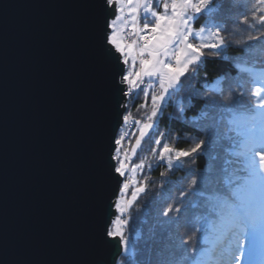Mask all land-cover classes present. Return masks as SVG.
<instances>
[{
  "label": "water",
  "instance_id": "1",
  "mask_svg": "<svg viewBox=\"0 0 264 264\" xmlns=\"http://www.w3.org/2000/svg\"><path fill=\"white\" fill-rule=\"evenodd\" d=\"M98 3L0 0V264L123 255L98 243L114 218L109 156L126 102L97 44Z\"/></svg>",
  "mask_w": 264,
  "mask_h": 264
},
{
  "label": "snow or ice",
  "instance_id": "2",
  "mask_svg": "<svg viewBox=\"0 0 264 264\" xmlns=\"http://www.w3.org/2000/svg\"><path fill=\"white\" fill-rule=\"evenodd\" d=\"M122 5L127 8L126 13ZM242 6L250 15L242 14L239 25L246 26V29L258 25L264 29V0H250ZM98 7L103 15L98 23L97 44L102 57L111 66L117 91L127 98L140 89L145 101L138 105L141 109L148 108L147 100L151 95L150 112L143 121H135L139 131L135 144L131 146L132 154H135L141 142L158 131V118L169 97L181 88L184 80L198 72L206 56L217 57L227 46L223 35L227 28L214 22L220 7L218 0H161V10L154 6L153 0H99ZM108 9H114V13H109ZM141 10L145 14L143 18ZM202 17L204 25L197 28L196 22ZM260 38L261 35L250 33L247 40ZM235 43L245 42L236 40ZM246 64L247 61L235 64L241 73L246 74L237 84L240 92L229 89L228 94H224L218 81L211 93H204V103L224 114L222 130L214 133L215 142L219 144L222 139L231 142L225 149L231 159L225 163L233 167L220 169V173L227 174L223 177L222 188L218 186L221 181L213 183L209 176L201 177V171H213L206 163L203 169L191 174L187 188L179 190L178 197H173L175 203H167V196L161 197L165 202L161 214L168 218L162 221L165 225L179 220L185 210L184 201L192 194L203 197L204 214L197 219L196 230L177 245L182 249L181 259L162 255L156 264H183L189 255L195 257L190 264H264V67L255 69ZM146 79L151 83L141 88ZM157 85L158 90H155ZM216 94H219V100ZM246 94L247 103L243 101ZM119 107L125 109L122 119L127 124L131 119V113H127L128 105ZM164 136L161 132L154 139L155 147L151 151L158 161L166 162L168 170H175L177 166L183 168L186 164L190 166L200 156L208 155L205 146L211 142L206 136L186 148L174 147ZM124 139L122 134L113 136L115 148L109 159L113 162L112 178L117 182L118 193L113 204L114 218L101 229L98 243L103 247L115 240L121 253L127 255L130 251V240L125 233L130 222L128 209L146 192L147 185L143 181L137 182L131 198H127L130 181L125 177L129 154L123 148ZM210 159L217 157L212 155ZM143 167L142 160L133 166L132 171ZM165 174L162 172L161 176ZM201 184L209 186L210 190L197 191ZM177 227H180L178 223ZM197 232L204 233L205 246L199 251L194 244ZM112 264H123V261H113Z\"/></svg>",
  "mask_w": 264,
  "mask_h": 264
},
{
  "label": "trees",
  "instance_id": "3",
  "mask_svg": "<svg viewBox=\"0 0 264 264\" xmlns=\"http://www.w3.org/2000/svg\"><path fill=\"white\" fill-rule=\"evenodd\" d=\"M153 2L154 6L161 10L159 8L161 0H153ZM246 2H250V0H218L220 7L214 16V22L226 26L227 31L223 35L226 37L227 46L220 50V55L217 57L206 56L205 63L200 65L198 72L184 80L181 88L169 97L167 103L162 107L158 118V131L155 132V135L151 138L146 137L141 142V147L135 154H132L131 146L135 144V137L138 136L136 126L126 134L124 140L130 147L128 172L134 165L140 164L142 160L144 162L143 169H137L133 178L129 172L130 187L127 198H130L137 182L143 181L147 188L146 192L141 194L128 209L130 222L125 233L130 240L131 254L122 255L118 259V261H123V264H156L162 255H171V258L175 260L181 259L182 249L177 245L182 238L192 234L198 227L197 219L204 214L203 197L196 194L189 195L184 201L185 210L180 214L179 220L167 225L162 223L168 218L161 214L162 208L165 206L161 197L167 196V203H175L173 197H178L179 190L187 188L191 174L203 169L206 163L212 166L213 171L211 173L201 171V177L207 175L213 183L221 181L218 186L222 188L223 177L227 174L220 173V169L233 167V165L225 163L231 159L225 151L231 142L227 139H222L219 144L215 142L214 133L222 130V115L224 114L204 103V93H211L218 81L224 94H228L229 89H234L237 93L240 92L241 89L237 87V84L246 74L241 73L235 67L238 61H247L246 66L255 69L264 67V35H262L264 29L258 25L246 29V26L238 23L242 14L250 15V12L242 6ZM203 25L204 18L202 17L195 26L198 28ZM250 33L261 35V38L248 41L247 37ZM236 40H243L245 43L236 44ZM145 85L146 81L141 85V88H144ZM244 90L246 92L247 85ZM216 99H220L219 94H216ZM243 101L248 102L247 94L243 97ZM144 102L143 92L139 90L137 100L130 102L127 107L131 113L129 122L136 124V120H144L146 113L151 109V95L147 100L148 108H139L138 105ZM161 132L165 134L164 139L177 148L189 147L195 140L206 136L211 142L205 146L208 155L200 156L197 162L190 166L186 164L183 168L177 166L175 170H168L166 162L158 161L151 151L155 147L154 139ZM212 155H215L217 159L211 160L210 156ZM162 172L166 174L161 176ZM208 190H210L209 186L204 184L197 188V191ZM177 223L180 227H177ZM203 237V232H197V239L194 242L197 251L204 247L201 242ZM194 258L189 255L183 264H190Z\"/></svg>",
  "mask_w": 264,
  "mask_h": 264
},
{
  "label": "rangeland",
  "instance_id": "4",
  "mask_svg": "<svg viewBox=\"0 0 264 264\" xmlns=\"http://www.w3.org/2000/svg\"><path fill=\"white\" fill-rule=\"evenodd\" d=\"M122 7H125V6L122 5ZM126 11H127V8L125 7V13H126ZM122 15H124V13H122ZM140 15H141L142 18H143L144 15H145V14L143 13L142 10H141ZM149 19H150V17H149ZM141 22H143V19H142ZM137 66H138V65H137ZM145 81H146V85H145V87H148V85L151 83V81H148L147 79H146ZM139 90H140V89L135 90V91L133 92V94H132L130 97H127V98H126V102H125V104H127L128 107H129V103H130V102H133L134 100H137V98H138V96H139ZM155 90H158V85H157V88H156ZM128 110H129V109H127V113H129ZM125 114H126V113H125ZM130 124H131V125H130ZM135 126H136V130L138 131V127H137V125L134 124L133 122H130L129 124H128V123H127V124L124 123L123 127H121V129L119 130V133H118V134H122V135H124V133H126V132H127V133H130L131 130H133V129L135 128ZM138 135H139V131H138ZM125 136H127V135L125 134L124 137H125ZM122 144H123V148H124V149H127L128 154H129V157H130V153H129V149H130V147L128 146V143H125V140H124V141L122 142ZM120 155H121V157H123L124 152L121 151ZM128 165L130 166V160H128ZM132 168H133V167H132ZM132 168H131V170H129V172H130L131 177L133 178L135 172L132 171ZM129 172H128V170H127V172H126V177H125V178H127V179L130 181V178H129L130 176H128V175H129ZM127 196H128V192H127ZM130 198H131V196H130ZM122 199H123V197H122ZM201 242H202L203 245H204L203 238H201ZM204 246H205V245H204ZM129 254H131V247H130ZM129 254H127V255H129ZM123 255H124V254H123Z\"/></svg>",
  "mask_w": 264,
  "mask_h": 264
},
{
  "label": "built area",
  "instance_id": "5",
  "mask_svg": "<svg viewBox=\"0 0 264 264\" xmlns=\"http://www.w3.org/2000/svg\"><path fill=\"white\" fill-rule=\"evenodd\" d=\"M129 123H130V122H128V124H129ZM123 125H124V122H123ZM123 125H122V127H123ZM130 125H131V124H130ZM125 134H127V132H126V133H124V135H125ZM125 137H126V136H125Z\"/></svg>",
  "mask_w": 264,
  "mask_h": 264
}]
</instances>
